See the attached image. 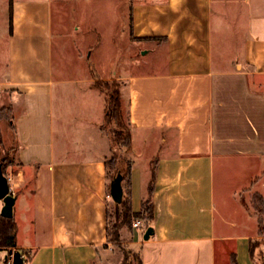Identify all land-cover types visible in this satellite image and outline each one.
<instances>
[{
    "label": "crops",
    "instance_id": "obj_1",
    "mask_svg": "<svg viewBox=\"0 0 264 264\" xmlns=\"http://www.w3.org/2000/svg\"><path fill=\"white\" fill-rule=\"evenodd\" d=\"M129 6L131 40L160 53L144 63L160 69L103 77L88 55L86 74L55 66L52 0L9 1L0 105L13 140V249L30 254L25 264H120L123 246L143 264H264L253 203L264 199V0ZM89 63L121 83L133 212L153 185L147 240L143 225L107 239L110 141Z\"/></svg>",
    "mask_w": 264,
    "mask_h": 264
},
{
    "label": "rangeland",
    "instance_id": "obj_2",
    "mask_svg": "<svg viewBox=\"0 0 264 264\" xmlns=\"http://www.w3.org/2000/svg\"><path fill=\"white\" fill-rule=\"evenodd\" d=\"M9 1L0 0V66L5 57L6 37L9 31ZM135 1L138 0H52L55 66L64 71L77 70L86 74L85 56L88 55L97 72L103 77L113 76L122 71L146 72L150 69L152 71L160 69L159 64L148 66L149 68L144 66V63H151L155 59L159 61L160 53L139 49L131 40L129 5ZM107 82L109 90L115 86L120 88L121 83L115 78L108 79ZM2 108L0 157L6 151L12 164L13 157L10 153L13 145L12 132L5 122L8 106L0 105V109ZM121 110L123 119L127 122L126 107L121 105ZM5 175L7 176V172ZM111 220L113 222V217Z\"/></svg>",
    "mask_w": 264,
    "mask_h": 264
},
{
    "label": "trees",
    "instance_id": "obj_3",
    "mask_svg": "<svg viewBox=\"0 0 264 264\" xmlns=\"http://www.w3.org/2000/svg\"><path fill=\"white\" fill-rule=\"evenodd\" d=\"M90 72L94 78L93 86L98 88L105 97L104 115L101 128L106 131L110 141V153L104 159L106 174L111 181L117 176H121L122 199L120 203H114L106 209V235L110 242L116 243L120 240L119 229L122 225L132 226L136 219L143 221V227L146 229L150 226L153 217L152 192L153 185L150 182L148 186V196L142 201L140 212H133L129 198V174L132 167V160L123 156L124 151H129L132 148L131 132L128 122L123 119L121 110L120 92L118 87L109 90L107 80L99 79L93 65L89 63ZM9 107L7 110L9 111ZM0 109V111H2ZM6 117V116H5ZM11 149V148H10ZM11 165V160L8 159L6 151L0 157V168L5 174L7 167ZM154 174H152V181ZM110 191V184H109ZM254 207L259 213L258 225L259 231L264 227V199L259 195H254ZM113 217V222H112ZM16 225L11 218H5L0 215V247L9 250H15L14 237ZM123 257L120 264H143L138 249L121 247ZM23 255V264H25L30 254L19 250ZM4 264H10L7 261Z\"/></svg>",
    "mask_w": 264,
    "mask_h": 264
},
{
    "label": "water",
    "instance_id": "obj_4",
    "mask_svg": "<svg viewBox=\"0 0 264 264\" xmlns=\"http://www.w3.org/2000/svg\"><path fill=\"white\" fill-rule=\"evenodd\" d=\"M122 186H121V176L117 175L110 183V197L115 203H120L122 199ZM16 196L12 194L8 177L2 173L0 168V215L5 218H11L13 216V205L15 202ZM153 229L151 226L147 227L143 233V239L147 240L150 235H152ZM4 260H10L11 264H23V259L21 257L20 251L9 250L7 255L4 257Z\"/></svg>",
    "mask_w": 264,
    "mask_h": 264
},
{
    "label": "built area",
    "instance_id": "obj_5",
    "mask_svg": "<svg viewBox=\"0 0 264 264\" xmlns=\"http://www.w3.org/2000/svg\"><path fill=\"white\" fill-rule=\"evenodd\" d=\"M110 196V195H108ZM142 221L140 219H136L133 223H132V227L134 228H138L140 226H142ZM21 257H23V255L21 254ZM8 263H10V260H8ZM11 264V263H10Z\"/></svg>",
    "mask_w": 264,
    "mask_h": 264
}]
</instances>
